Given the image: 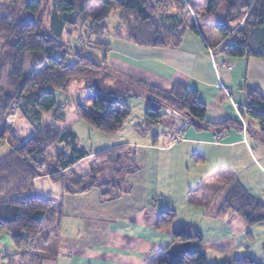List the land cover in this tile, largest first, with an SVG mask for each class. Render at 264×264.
Listing matches in <instances>:
<instances>
[{
    "label": "trees",
    "instance_id": "1",
    "mask_svg": "<svg viewBox=\"0 0 264 264\" xmlns=\"http://www.w3.org/2000/svg\"><path fill=\"white\" fill-rule=\"evenodd\" d=\"M113 10L120 11L117 36L143 47L173 49L182 45L187 32L199 34L191 12L206 21L223 12L224 21L216 24L222 39L220 53L231 58L264 59V0H1L0 143L6 140L12 149L0 158V236L9 234L13 245L22 251L41 249L42 241L56 237L63 215L62 201L38 195L35 178L48 174L65 192L83 193L98 185V175L105 166L114 168V177L123 174L121 148L95 154L102 166L94 164L86 175L64 173L91 154L77 144L71 128L55 123L66 120L67 109L58 102L56 91L66 92L75 80L94 84L92 103L75 105L79 119L104 133L122 128L131 113L125 99L145 95L149 99L147 130L175 121L168 117L166 106L184 116L187 127L212 131L219 137L231 129L245 128L247 135L264 147V95L258 87H244L248 102L240 109L244 127L241 120L208 121L206 104L198 90L188 85L176 83L166 90L113 73L106 65L111 49L106 41L107 21ZM75 35L84 37L88 47L72 51ZM91 47L104 52L102 61L93 57ZM27 57L29 73L25 70ZM103 74L115 76V85L97 86ZM15 109L35 130L25 141L7 124ZM46 114H51L53 123L44 121ZM105 187L116 189L118 183L109 182ZM229 211L240 214L249 225L264 222V203L238 183L226 197L221 214ZM175 219V211L162 210L156 227L168 228ZM187 242L191 246L186 253L170 257L168 248L151 259L152 264H209L202 234L188 225L174 229L172 245ZM214 264L262 263L245 255Z\"/></svg>",
    "mask_w": 264,
    "mask_h": 264
},
{
    "label": "crops",
    "instance_id": "2",
    "mask_svg": "<svg viewBox=\"0 0 264 264\" xmlns=\"http://www.w3.org/2000/svg\"><path fill=\"white\" fill-rule=\"evenodd\" d=\"M200 33V29L199 34L187 32L177 49L143 47L115 35L106 65L124 80L166 90L176 83L188 85L198 90L206 104L208 121L232 119L246 125L240 115L248 103L244 87H258L264 95V59L225 56L219 51L221 37L207 44ZM44 121L53 123L51 114ZM79 121L83 120L74 106L70 112L66 109L64 122L55 123L73 130L72 123ZM145 121L146 116L134 126L133 142L90 151L64 170L86 175L97 160L95 154L121 148L122 175L114 177V168L105 166L98 185L83 193L65 192L48 174L35 178L39 196L62 201L58 235L42 241L41 249L26 252L17 249L4 233L0 264H152L151 259L172 246L174 229L184 225L202 234L209 264L245 255L264 264V222L249 225L238 213L221 214L237 183L264 203L263 146L244 128L219 137L212 131L187 127L179 119L165 124L169 129L156 125L147 130ZM7 124L21 141L35 134L18 109ZM1 144L12 149L6 140ZM193 161L200 165L194 167ZM113 181L118 187L106 189L105 184ZM165 209L175 211L176 219L170 227L158 229L156 223ZM26 256L29 259H23Z\"/></svg>",
    "mask_w": 264,
    "mask_h": 264
},
{
    "label": "rangeland",
    "instance_id": "3",
    "mask_svg": "<svg viewBox=\"0 0 264 264\" xmlns=\"http://www.w3.org/2000/svg\"><path fill=\"white\" fill-rule=\"evenodd\" d=\"M168 13H172V10L171 12H167V14ZM191 15L193 16L194 22H196L199 25V29L201 31L200 34H202V36L204 37L205 42L207 44H215L216 40L220 38V34L216 29V24L218 22L224 21L225 19L224 13L221 12L215 18H211L207 21L204 19H201V17L197 15L195 11L191 12ZM119 23H120V11L113 10L107 21L108 29H107V34H106V41L112 42V39L115 37V35H117V27ZM0 45H1V42H0ZM71 46H72V51L76 47H83V46L85 48L88 47L86 39L78 35L73 36V38L71 39ZM91 52L94 58H96L98 61H102L104 57L103 51L97 48L91 47ZM70 60L71 62H73L74 58L70 57ZM25 70L27 73H29L28 57L26 58ZM115 81H116L115 76H109L107 74H103L101 81L97 82V86L102 85L103 87L106 86L107 88H110L115 85L116 83ZM119 84L120 86H122L123 82H119ZM92 85L94 84L90 80H86V79L75 80L69 86L66 92L57 90L56 98L58 102L61 104H69L67 105L68 107L67 111L70 112L72 109H74V106L77 102L92 103L94 99V91L92 89ZM148 101L149 100L145 95H141L138 97L132 96V97L125 99V104L130 108L131 114L128 117V119L125 120L122 129L112 134L104 133L92 127L90 124H88L85 121H79L77 123H72V126H73L72 128L76 132L77 137H78L77 144L80 147H84L87 151L97 153L99 150L106 148L108 146L119 147L125 143L133 142L134 140L133 135H132V133L134 132L133 128L135 125L143 123L145 112L148 106ZM168 125L159 124V127L162 129H165V128L169 129L170 126ZM139 139L143 140V137ZM9 150H10V147L7 144L0 143V157L5 155ZM144 155L145 153H143V157ZM193 163L195 164L194 167L200 165V164L196 165L195 161H193ZM94 164H96L98 168H101L102 161L97 160L96 162H94ZM214 192L215 191L212 192V195L214 194ZM23 259L27 260L29 259V257L26 256L25 258L23 257ZM27 264H32V263H27Z\"/></svg>",
    "mask_w": 264,
    "mask_h": 264
},
{
    "label": "water",
    "instance_id": "4",
    "mask_svg": "<svg viewBox=\"0 0 264 264\" xmlns=\"http://www.w3.org/2000/svg\"><path fill=\"white\" fill-rule=\"evenodd\" d=\"M164 110L168 113L169 118L173 117L175 119H179L185 122L186 124L188 123V120L184 116L173 111L171 108L165 106ZM190 246H191L190 242L175 243L170 247L168 254L170 255V257H177L179 254L186 253L190 249Z\"/></svg>",
    "mask_w": 264,
    "mask_h": 264
},
{
    "label": "built area",
    "instance_id": "5",
    "mask_svg": "<svg viewBox=\"0 0 264 264\" xmlns=\"http://www.w3.org/2000/svg\"><path fill=\"white\" fill-rule=\"evenodd\" d=\"M216 65V67H218L219 66V64H215ZM244 127H245V124H244ZM245 129V128H244Z\"/></svg>",
    "mask_w": 264,
    "mask_h": 264
},
{
    "label": "bare ground",
    "instance_id": "6",
    "mask_svg": "<svg viewBox=\"0 0 264 264\" xmlns=\"http://www.w3.org/2000/svg\"><path fill=\"white\" fill-rule=\"evenodd\" d=\"M67 89V88H66ZM116 94V93H115Z\"/></svg>",
    "mask_w": 264,
    "mask_h": 264
}]
</instances>
